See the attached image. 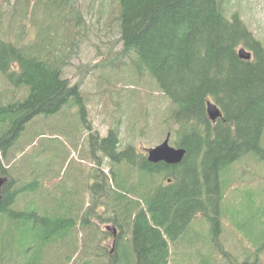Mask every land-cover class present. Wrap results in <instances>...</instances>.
<instances>
[{
    "label": "trees",
    "instance_id": "trees-1",
    "mask_svg": "<svg viewBox=\"0 0 264 264\" xmlns=\"http://www.w3.org/2000/svg\"><path fill=\"white\" fill-rule=\"evenodd\" d=\"M113 2L123 48L111 62L121 66L131 57L156 79L171 100L166 121L177 126L174 142L187 150L186 156L171 165L149 161L133 144L121 150L120 121L105 137L92 132L82 85L65 74L71 53L79 49L83 12L76 0H16L11 9L15 21L29 18L38 32L25 41L28 32L22 23L15 41L0 36V72L9 84L0 92V152L14 159L12 150H18L30 122L77 103L98 160L86 180L90 205L76 213L63 192L55 193L52 204V192L41 188L38 179L18 183L1 165V173L10 177L0 200V264H70L83 245L82 264H217V254L226 264H264V213L253 225L252 239L238 232L234 217L230 221L244 257L224 249L219 237L225 171L247 155L264 159L262 42L238 13L227 16L224 0ZM30 7L32 17H26ZM60 28L64 33L59 41ZM241 47L252 52L251 60L240 58ZM209 100L224 113L216 122L207 112ZM105 159L110 165L103 167ZM20 200L25 201L23 208L18 207ZM101 212L102 221L119 230L113 252L102 244L101 235L109 233L97 224L87 241L79 242L75 233L85 227L91 232L93 217ZM198 215L210 223L208 240L195 238L192 222ZM67 241L64 257L49 253V247ZM197 243L204 250H197Z\"/></svg>",
    "mask_w": 264,
    "mask_h": 264
},
{
    "label": "rangeland",
    "instance_id": "rangeland-1",
    "mask_svg": "<svg viewBox=\"0 0 264 264\" xmlns=\"http://www.w3.org/2000/svg\"><path fill=\"white\" fill-rule=\"evenodd\" d=\"M15 2L16 0H0V36L7 41H15L18 27L23 23L28 32L24 36L25 41L28 42L29 33L34 40L38 29L31 24L29 18L23 22L20 18L15 21L11 10L14 9ZM224 3L227 16L231 18L234 13H238L264 46V0H224ZM76 4L86 21L78 34L79 49L71 53L65 74L71 82L82 85L86 119L92 132H98L105 137L120 121V149L133 144L139 153L147 154L146 149L163 142L172 127L174 130L171 132L174 135H171L170 144L177 146L174 142L178 138L175 130L177 126L166 121L171 100L159 88L156 79L143 67H139L131 57H127V63H122L121 66H114L111 62L116 52L123 48L119 39L120 27L114 12L116 4L113 0H76ZM42 16V12H38L36 17L41 19ZM26 17H32L31 7ZM10 25L14 29H10ZM58 33L60 41L64 31L60 28ZM6 87L9 84L0 72V92ZM90 133L82 118L81 106L77 103L67 104L53 116H39L28 124L27 131L17 142L18 150L15 153V147L13 148L11 155L14 159H7L0 152V174L2 165L9 168L18 183L32 178L29 182L34 184L35 179H38L41 188L52 192V204L55 193L60 191L65 194L66 203L72 205L74 213L86 209L90 205V189L86 180L98 160L88 143ZM262 146L264 148V134ZM105 163L110 165L108 159L103 161V167ZM229 167L224 173L227 187L223 201L222 232L219 237L224 249L244 257L242 240L230 221L234 217L240 226L238 232L244 238L252 239L249 234L253 225L257 224L259 215L264 213V198L263 202L260 201L261 196H264V159L251 154ZM135 180L136 176L133 175L131 182ZM29 189L35 190L37 187ZM45 190L43 191L46 192ZM24 202L20 200L18 207L23 208ZM103 216L105 215L101 212L100 216L96 214L93 217L91 232L85 227L77 228L75 233L80 237L79 242L87 241L93 232V225L97 224L100 231L109 233L101 235L104 239L102 244L113 252L116 238L113 229L109 227L115 228L116 237L119 230L113 222L102 221ZM192 228L198 234L195 238H210L207 237L210 223L203 215H198L193 220ZM64 243L66 245L49 247V253L64 257L68 250V241ZM196 245L197 250L205 248L200 243ZM84 246L70 264L84 262ZM217 255L216 263L226 264L221 255Z\"/></svg>",
    "mask_w": 264,
    "mask_h": 264
},
{
    "label": "water",
    "instance_id": "water-1",
    "mask_svg": "<svg viewBox=\"0 0 264 264\" xmlns=\"http://www.w3.org/2000/svg\"><path fill=\"white\" fill-rule=\"evenodd\" d=\"M238 54L240 58L245 60L252 59V52L249 51L246 47H241L238 49ZM207 112L210 119L213 122H216L219 118L224 116L223 110L219 107V105L209 100L207 102ZM171 133L169 132L166 139L160 144L147 148V157L151 162H166L168 164H179L186 156V149L184 147L172 146L170 144ZM9 177L0 174V200L2 198V189L3 186L8 182ZM113 229L116 237V231L114 227H109Z\"/></svg>",
    "mask_w": 264,
    "mask_h": 264
},
{
    "label": "flooded vegetation",
    "instance_id": "flooded-vegetation-1",
    "mask_svg": "<svg viewBox=\"0 0 264 264\" xmlns=\"http://www.w3.org/2000/svg\"><path fill=\"white\" fill-rule=\"evenodd\" d=\"M166 163V162H165ZM168 164V163H167Z\"/></svg>",
    "mask_w": 264,
    "mask_h": 264
},
{
    "label": "bare ground",
    "instance_id": "bare-ground-1",
    "mask_svg": "<svg viewBox=\"0 0 264 264\" xmlns=\"http://www.w3.org/2000/svg\"><path fill=\"white\" fill-rule=\"evenodd\" d=\"M218 239V238H217Z\"/></svg>",
    "mask_w": 264,
    "mask_h": 264
}]
</instances>
